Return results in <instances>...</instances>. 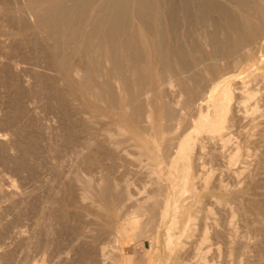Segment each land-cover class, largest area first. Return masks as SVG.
<instances>
[{
    "label": "rangeland",
    "instance_id": "rangeland-1",
    "mask_svg": "<svg viewBox=\"0 0 264 264\" xmlns=\"http://www.w3.org/2000/svg\"><path fill=\"white\" fill-rule=\"evenodd\" d=\"M261 2L257 9L264 13ZM6 25L0 21V264H134L136 260L169 264L174 253L164 244L166 224L159 223L166 198L177 202L180 224L187 212L195 218L193 235L184 239L180 250L188 264L196 261L194 246L201 228L206 229L201 247L208 264H264V39L263 47L259 45L251 57L241 56L236 68L224 63L219 67L218 74L228 75L209 89L205 100L198 102L216 72L202 74L205 86L194 98H180L178 108L184 114L172 136H178L174 144L190 138V157L179 161L175 145L169 151L164 146L173 138L171 132L165 141L157 140V146L138 147V122L132 119L131 102L117 78L112 81L107 73L97 77V84L86 85L81 70L67 79L63 70L45 66L31 53L29 39L24 46H14L17 43L10 38L18 37L13 35L18 28ZM13 47L23 50L9 58ZM104 63L103 71L110 70V63ZM239 90H249L253 97L237 98ZM213 93L230 109L224 143L197 127L201 119H210L203 108L210 109ZM235 153L237 158L230 161ZM187 168L190 176L195 175L191 193L181 191ZM111 245L119 254L112 253ZM125 246L134 255H124Z\"/></svg>",
    "mask_w": 264,
    "mask_h": 264
},
{
    "label": "bare ground",
    "instance_id": "bare-ground-1",
    "mask_svg": "<svg viewBox=\"0 0 264 264\" xmlns=\"http://www.w3.org/2000/svg\"><path fill=\"white\" fill-rule=\"evenodd\" d=\"M254 2L253 0H20L19 4L17 0H0V21L5 25L13 26L14 24L17 26L18 29L15 26L17 31H14L15 34L13 35L18 37L14 39L13 37L10 38L14 43H17L14 46L17 47L18 44L24 46L23 43L29 39L31 47L29 49H32V52H30L34 56L36 55L41 62H44L45 66L48 65L47 67L50 66L53 70H63L67 79H71L73 73L81 70L86 76V85L87 83H96L97 77L107 75V73L108 76L109 74L112 76H110L112 81L117 78L118 80H116L120 82L121 89L126 90L131 102L132 119L138 122V134L142 136L138 139V147L142 144V146H147L148 148L149 146H157V140L165 141L163 139L166 138L164 136H167L168 132H173L174 135L177 133V124L183 112V108H181L182 110L178 108L180 98L182 96H187L188 99L189 97L194 98L195 93L202 88V84L204 83L203 75L210 73L212 75L213 72L218 74L217 71L220 70V66L223 67V63L224 65L230 64L231 67L236 68L241 56L247 55L248 58L250 54L256 52L259 45L261 46L260 41L264 39V16H262L264 13L257 9L261 5V1L259 0V6H257V0H254ZM6 27L8 26L6 25ZM16 47L11 48L7 53L12 54L9 58H15L16 53L20 49L23 50L18 47L19 50L16 51ZM101 62L104 65V62L110 63L112 67H110V70L106 68L103 71L101 66L103 67L104 65H101ZM231 67L229 66L228 69ZM228 69L224 67L225 72ZM226 75L228 74H218L215 80L208 82V84L206 83L207 88L203 91V99L198 102L205 100V94L209 89L218 82H221V78ZM83 80L85 79L80 80V82ZM107 90L109 92V89ZM233 90L234 87L233 89L231 88V92ZM237 93L239 95V97L236 95L237 98L244 95V99L249 100L253 97L249 93V90H239ZM149 98H152V101L150 104H147L150 102H148ZM210 98V109L207 106L206 109L203 108V111L206 110L210 119H201V123L197 127L202 131L204 130L203 133L206 135H210L211 139L216 138L218 141L224 143L226 141L224 140L226 136L224 131L229 129L231 122L230 117H227L230 109L226 102L218 99L216 95L214 96V93ZM95 100L97 101L98 99L95 98ZM127 105L129 106V104ZM116 108L118 109V107ZM244 109V111H247V108ZM179 126L181 125L179 124ZM169 127L172 131L168 130ZM186 128L188 127L186 126ZM180 132L178 133L180 134ZM173 133L169 136H172ZM177 137L168 138L164 142V146L168 151L176 147L175 154L179 161H189L190 138L188 137L182 141L180 139L178 143L175 141L176 143L174 144V140H178ZM142 146L141 149H144ZM168 151L166 152L168 153ZM236 158L237 153L232 155L229 160L233 161ZM147 161H151V159H147ZM189 168L191 169V167ZM189 168L184 171L181 177V191L194 190L191 181L195 175L194 177H192L193 175H189ZM165 200L161 212H159V223L161 226L166 224L163 231L164 244H166V248H170L168 250L174 253V256H172L174 258L169 257V259L172 258L169 264H188L190 263H187L189 259L182 256L181 249L186 245L184 239H188L193 235V228L191 226H194L193 221L195 218L191 216V212L190 214L187 212V216L185 215L186 217L181 220L182 224H180L181 222H179L177 216L178 212H176L178 208L177 202L171 204L169 198ZM142 208L138 207V211H144ZM170 210L172 212H169ZM133 223L135 224L136 221H133ZM200 232V238L194 246L193 258L196 261L191 263L208 264L209 261L202 254L203 248L201 247L207 240L206 229L201 228ZM149 241V249L153 250L154 237H151ZM116 242L117 238L114 240V244ZM56 246L58 247V245ZM110 248V250H113L112 253L119 254V250L115 245H111ZM168 250L167 252H169ZM83 254L86 256L85 252ZM99 254L101 258L104 257L103 248L99 249ZM80 260L83 261L82 259ZM138 262L140 263V261L136 260L133 263L137 264Z\"/></svg>",
    "mask_w": 264,
    "mask_h": 264
},
{
    "label": "crops",
    "instance_id": "crops-1",
    "mask_svg": "<svg viewBox=\"0 0 264 264\" xmlns=\"http://www.w3.org/2000/svg\"><path fill=\"white\" fill-rule=\"evenodd\" d=\"M125 248L126 249H124V250L125 251L127 250V251L126 252L125 251L123 252L124 255H126V254H133L134 255V252H132V251L130 252L129 247L125 246Z\"/></svg>",
    "mask_w": 264,
    "mask_h": 264
}]
</instances>
